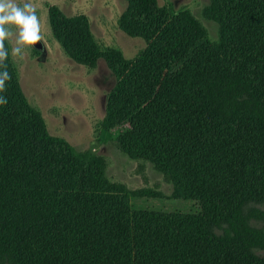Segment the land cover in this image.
Segmentation results:
<instances>
[{
    "label": "trees",
    "instance_id": "1",
    "mask_svg": "<svg viewBox=\"0 0 264 264\" xmlns=\"http://www.w3.org/2000/svg\"><path fill=\"white\" fill-rule=\"evenodd\" d=\"M202 14L217 22L215 38L187 7L125 0L117 26L144 40L125 57L96 41L83 13L47 6L64 52L102 58L113 73L100 126L119 127L116 146L165 175L167 194L107 178L99 153L48 132L4 38L0 264H104L91 261V226L105 216L90 204L107 195L128 196L136 219L187 221L193 234L166 239L192 253L181 264H264V0H208Z\"/></svg>",
    "mask_w": 264,
    "mask_h": 264
},
{
    "label": "rangeland",
    "instance_id": "2",
    "mask_svg": "<svg viewBox=\"0 0 264 264\" xmlns=\"http://www.w3.org/2000/svg\"><path fill=\"white\" fill-rule=\"evenodd\" d=\"M174 9L187 7L204 26L206 39L217 36V22L202 14L208 0H156ZM17 7L32 5L38 23L42 53L30 43L19 41L20 26L5 23L3 28L17 81L27 101L36 107L48 132L64 137L74 148L99 153L107 178L127 188H147L167 194L171 183L151 162L128 156L113 141L118 126L102 128L104 93L113 82V73L102 58L94 65L71 59L50 32L47 6L55 4L64 14L83 13L89 30L99 44L117 47L125 57L144 45L140 36L130 35L117 26V15L125 0H7ZM19 52L14 53V49ZM90 206L105 218L91 226V235L99 243L91 247L93 263L181 264L194 258L187 248L168 244L171 239L193 234L184 221L136 219L126 195L97 196ZM133 238V242H130ZM139 238L157 239L149 243Z\"/></svg>",
    "mask_w": 264,
    "mask_h": 264
},
{
    "label": "clouds",
    "instance_id": "3",
    "mask_svg": "<svg viewBox=\"0 0 264 264\" xmlns=\"http://www.w3.org/2000/svg\"><path fill=\"white\" fill-rule=\"evenodd\" d=\"M8 22L20 26L19 41L21 43H32L39 39L37 17L32 5L25 4L23 8H20L7 0H0V62H3L8 55L3 47V40L7 35L3 25ZM17 52L19 48L14 49V53ZM10 79L11 76L5 66V70L0 72V92L6 90V81ZM7 102L6 97L0 96V105H6Z\"/></svg>",
    "mask_w": 264,
    "mask_h": 264
},
{
    "label": "water",
    "instance_id": "4",
    "mask_svg": "<svg viewBox=\"0 0 264 264\" xmlns=\"http://www.w3.org/2000/svg\"><path fill=\"white\" fill-rule=\"evenodd\" d=\"M33 47L37 48L40 50V53H42L43 49H42V43L40 41V39L30 43Z\"/></svg>",
    "mask_w": 264,
    "mask_h": 264
}]
</instances>
